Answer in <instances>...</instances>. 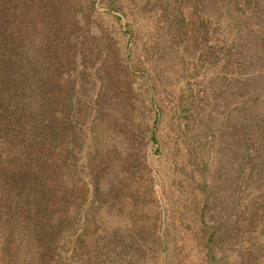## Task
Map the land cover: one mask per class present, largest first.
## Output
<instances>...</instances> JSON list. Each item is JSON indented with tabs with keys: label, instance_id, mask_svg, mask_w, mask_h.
Wrapping results in <instances>:
<instances>
[{
	"label": "rangeland",
	"instance_id": "obj_1",
	"mask_svg": "<svg viewBox=\"0 0 264 264\" xmlns=\"http://www.w3.org/2000/svg\"><path fill=\"white\" fill-rule=\"evenodd\" d=\"M75 1L57 165L86 194L21 220L0 199V264H264V0Z\"/></svg>",
	"mask_w": 264,
	"mask_h": 264
},
{
	"label": "trees",
	"instance_id": "obj_2",
	"mask_svg": "<svg viewBox=\"0 0 264 264\" xmlns=\"http://www.w3.org/2000/svg\"><path fill=\"white\" fill-rule=\"evenodd\" d=\"M76 5L75 0H0V83L4 87L0 91V131L17 134L12 142L20 154L2 169L0 199L7 209L17 208L19 220L28 215L36 219L39 210L62 213L64 204L75 209L78 198L86 194L83 185L61 194L57 165L60 156L68 157L69 142L78 138L67 120L72 86L63 80L75 63ZM90 168L94 197H101L95 183L100 178L95 159ZM34 237L39 242L43 234ZM9 239L10 235L5 254L15 251L9 248ZM20 251H15V259ZM38 255L29 264H41L43 254ZM8 264L20 263L10 259Z\"/></svg>",
	"mask_w": 264,
	"mask_h": 264
}]
</instances>
